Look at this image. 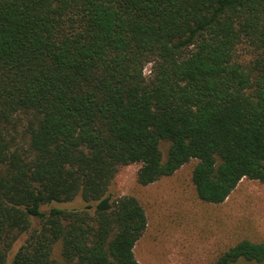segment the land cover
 <instances>
[{
	"label": "trees",
	"instance_id": "16d2710c",
	"mask_svg": "<svg viewBox=\"0 0 264 264\" xmlns=\"http://www.w3.org/2000/svg\"><path fill=\"white\" fill-rule=\"evenodd\" d=\"M192 160L205 203L264 184V0H0V264L23 234L10 264H138L117 172ZM212 264H264V241Z\"/></svg>",
	"mask_w": 264,
	"mask_h": 264
},
{
	"label": "rangeland",
	"instance_id": "374dc122",
	"mask_svg": "<svg viewBox=\"0 0 264 264\" xmlns=\"http://www.w3.org/2000/svg\"><path fill=\"white\" fill-rule=\"evenodd\" d=\"M144 73H149V66ZM166 148L162 142L164 154ZM194 164L192 160L147 186L136 182L138 164L117 172L112 191L117 196L135 197L147 218L146 229L133 247L138 264H212L241 239L264 241V184L244 178L224 202L208 204L197 197L192 185ZM76 205L51 203L41 210ZM25 237L19 236L12 244L6 264Z\"/></svg>",
	"mask_w": 264,
	"mask_h": 264
}]
</instances>
